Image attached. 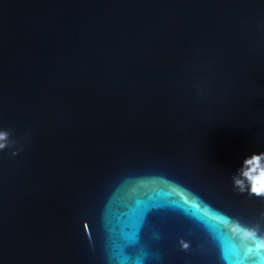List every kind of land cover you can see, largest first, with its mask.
Returning a JSON list of instances; mask_svg holds the SVG:
<instances>
[{
    "label": "water",
    "instance_id": "obj_1",
    "mask_svg": "<svg viewBox=\"0 0 264 264\" xmlns=\"http://www.w3.org/2000/svg\"><path fill=\"white\" fill-rule=\"evenodd\" d=\"M0 132V264H228L264 0H0Z\"/></svg>",
    "mask_w": 264,
    "mask_h": 264
},
{
    "label": "clouds",
    "instance_id": "obj_2",
    "mask_svg": "<svg viewBox=\"0 0 264 264\" xmlns=\"http://www.w3.org/2000/svg\"><path fill=\"white\" fill-rule=\"evenodd\" d=\"M7 132H0V150L7 147ZM17 155V153H13ZM234 186L240 193L247 192L257 198H264V153L253 154L243 161ZM225 227L238 241L236 264H264V234L259 226H246L229 217H223ZM188 245L184 244V248Z\"/></svg>",
    "mask_w": 264,
    "mask_h": 264
},
{
    "label": "snow or ice",
    "instance_id": "obj_3",
    "mask_svg": "<svg viewBox=\"0 0 264 264\" xmlns=\"http://www.w3.org/2000/svg\"><path fill=\"white\" fill-rule=\"evenodd\" d=\"M205 220L219 232L218 240L224 260L228 261V264H236V257L238 256L236 242L233 240L231 232L225 227L223 217H205Z\"/></svg>",
    "mask_w": 264,
    "mask_h": 264
}]
</instances>
